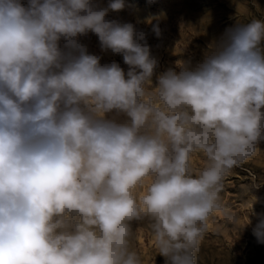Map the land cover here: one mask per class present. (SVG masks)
<instances>
[{
    "label": "clouds",
    "instance_id": "1",
    "mask_svg": "<svg viewBox=\"0 0 264 264\" xmlns=\"http://www.w3.org/2000/svg\"><path fill=\"white\" fill-rule=\"evenodd\" d=\"M124 7L0 0V264H141L131 224L144 218L165 264H197L223 177L264 140V20L154 86L145 34L106 19ZM89 32L127 74L88 53ZM253 235L264 243V217Z\"/></svg>",
    "mask_w": 264,
    "mask_h": 264
},
{
    "label": "rangeland",
    "instance_id": "2",
    "mask_svg": "<svg viewBox=\"0 0 264 264\" xmlns=\"http://www.w3.org/2000/svg\"><path fill=\"white\" fill-rule=\"evenodd\" d=\"M106 7L110 0H95ZM27 4V0H22ZM119 12L109 11L106 19L132 23L138 32L145 34L151 55L158 61L152 76L168 69L179 71L185 65L194 68L219 43L226 29L254 19L264 20V0H124ZM159 17L161 35L152 31L153 20ZM89 54L100 57L101 65L113 62L127 74L129 66L121 54L101 49L98 37L87 33L77 37ZM61 48L64 41L60 42ZM139 71V70H138ZM123 120L116 113L108 114ZM202 152L192 155L191 166L198 174L206 165ZM144 189L137 191V197ZM219 207L207 220V228L200 239L196 253L197 264H264V243H258L253 227L264 217V140L258 141L256 150L248 159L232 167L222 179L218 198ZM250 220V224L248 223ZM147 218L131 224V249L141 264H165L159 254Z\"/></svg>",
    "mask_w": 264,
    "mask_h": 264
}]
</instances>
